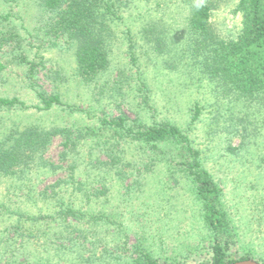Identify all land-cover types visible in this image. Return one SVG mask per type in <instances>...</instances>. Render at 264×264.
Segmentation results:
<instances>
[{
    "label": "rangeland",
    "instance_id": "374dc122",
    "mask_svg": "<svg viewBox=\"0 0 264 264\" xmlns=\"http://www.w3.org/2000/svg\"><path fill=\"white\" fill-rule=\"evenodd\" d=\"M199 1L119 0L121 17L109 24L110 65L88 81L77 73L76 45L54 33L37 0H0V98L28 105L0 109V137L17 124L67 128L79 139L69 153L64 134L51 137L43 157L56 169L0 178L1 205L34 217L51 214L16 229V216L1 206L0 264H137L139 248L160 264L211 261L213 233L183 164L188 152L175 142L119 138L122 130L102 120L120 117L132 127L170 121L189 134L222 190L227 258L264 264V95L225 91L201 72L202 57L187 48L191 4ZM209 1L217 36L236 38L243 26L235 12L240 0ZM36 88L59 94L66 105L38 110ZM106 143L116 144L105 150ZM75 156L76 180L85 186L79 207L104 214L100 221L54 220L56 209L43 197L67 178ZM70 194V188L63 193Z\"/></svg>",
    "mask_w": 264,
    "mask_h": 264
},
{
    "label": "trees",
    "instance_id": "16d2710c",
    "mask_svg": "<svg viewBox=\"0 0 264 264\" xmlns=\"http://www.w3.org/2000/svg\"><path fill=\"white\" fill-rule=\"evenodd\" d=\"M39 8L47 15L52 29L57 35L64 36L68 42L76 45L77 73L85 80H93L110 65L109 24L120 18L119 0H37ZM189 25V44L193 56H201V72L211 80L218 82L225 91L237 90L246 97L264 95V0H240L235 12L242 16V28L236 38L221 39L217 36L212 24L214 3L209 0L191 4ZM35 66H31L33 76ZM36 94L41 104L35 105L38 110H48L53 106L66 105L59 94L49 95L44 90L36 88ZM28 108V105L18 97H1L0 109L9 107ZM73 109L72 105H69ZM197 113L193 120L198 116ZM102 123L110 127L120 128L119 138L135 139L147 144L175 142L188 152L190 159L184 161V166L196 184L197 196L204 204L207 212V223L213 233L211 243L212 258L205 264H233L236 261L227 258L221 235L227 233L229 217L221 203L222 190L215 182L210 172L202 165L200 151L192 145L190 136L177 124L163 121L152 126L136 127L126 124V119H103ZM72 131L67 128H41L37 125L21 127L15 124L0 137V178L14 176L23 178L33 170L56 169L57 166L48 163L43 154L55 134L66 136L65 145L70 146L69 153H75L79 139L72 137ZM95 131H86L85 134ZM82 132L81 136L85 135ZM118 141V139H115ZM102 145L105 150L114 147ZM68 152L65 153L68 156ZM76 155V154H75ZM118 157L112 156V163H118ZM80 165L77 156L70 164V172L65 179H60L54 186L52 194L43 193V197L51 202L56 209L52 218L73 217L84 220L100 221L104 214L95 215L92 211H83L79 207L78 197L84 191V182L76 180V169ZM121 176V171L118 170ZM65 185V188H64ZM71 189L69 196L64 191ZM58 189V190H57ZM62 194H61V192ZM28 199L31 193H28ZM9 216H16L15 228L21 229V221L35 223L47 219L51 214L39 213L37 216L27 211L19 212L11 209L5 203ZM137 264H160L158 259L148 249H136ZM250 259L243 257L241 260Z\"/></svg>",
    "mask_w": 264,
    "mask_h": 264
},
{
    "label": "water",
    "instance_id": "95a60500",
    "mask_svg": "<svg viewBox=\"0 0 264 264\" xmlns=\"http://www.w3.org/2000/svg\"><path fill=\"white\" fill-rule=\"evenodd\" d=\"M233 264H260L259 262L251 259L236 261Z\"/></svg>",
    "mask_w": 264,
    "mask_h": 264
}]
</instances>
